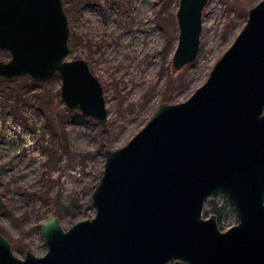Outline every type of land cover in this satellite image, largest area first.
I'll return each mask as SVG.
<instances>
[{
    "label": "water",
    "instance_id": "water-1",
    "mask_svg": "<svg viewBox=\"0 0 264 264\" xmlns=\"http://www.w3.org/2000/svg\"><path fill=\"white\" fill-rule=\"evenodd\" d=\"M208 0H179L176 72L197 56ZM63 0H0V79L56 75L64 107L106 128L101 84L69 48ZM89 195L93 215L62 228L39 222L46 250L16 257L0 235V264H264V0L207 79L185 100L161 102L124 145L104 149ZM222 196L236 223L203 217ZM0 197V209L2 208Z\"/></svg>",
    "mask_w": 264,
    "mask_h": 264
},
{
    "label": "rangeland",
    "instance_id": "rangeland-1",
    "mask_svg": "<svg viewBox=\"0 0 264 264\" xmlns=\"http://www.w3.org/2000/svg\"><path fill=\"white\" fill-rule=\"evenodd\" d=\"M258 1L208 0L196 59L172 72L179 0H63L65 59H84L100 82L106 128L64 107L56 75L44 83L25 75L0 79V234L14 255L45 252L38 227L45 216L67 228L93 215L89 195L102 171V151L124 145L159 103L189 97ZM7 57L0 50V60ZM220 199L214 205L207 199L203 217L215 206L225 230L236 221Z\"/></svg>",
    "mask_w": 264,
    "mask_h": 264
},
{
    "label": "flooded vegetation",
    "instance_id": "flooded-vegetation-1",
    "mask_svg": "<svg viewBox=\"0 0 264 264\" xmlns=\"http://www.w3.org/2000/svg\"><path fill=\"white\" fill-rule=\"evenodd\" d=\"M219 198H221L220 200H221V205L223 204V202L224 203H227L228 204V202L222 197V196H218L217 198H215V199H211V198H208V199H210V201H212L213 203L214 202H216V201H218L219 200ZM233 213H234V211H233ZM1 235V234H0ZM25 251H27V249L25 250ZM25 251H24V253H25ZM30 252V251H29ZM23 253V254H24ZM31 253V252H30ZM16 256V255H15ZM23 256V255H22ZM21 256V257H22ZM17 257V256H16ZM21 257H19V258H21Z\"/></svg>",
    "mask_w": 264,
    "mask_h": 264
},
{
    "label": "trees",
    "instance_id": "trees-1",
    "mask_svg": "<svg viewBox=\"0 0 264 264\" xmlns=\"http://www.w3.org/2000/svg\"><path fill=\"white\" fill-rule=\"evenodd\" d=\"M215 203H213V205H214ZM215 207V206H214ZM214 207L212 208V209H210V212H212V214H218V211H217V209H214ZM207 211H205V213H206Z\"/></svg>",
    "mask_w": 264,
    "mask_h": 264
},
{
    "label": "bare ground",
    "instance_id": "bare-ground-1",
    "mask_svg": "<svg viewBox=\"0 0 264 264\" xmlns=\"http://www.w3.org/2000/svg\"><path fill=\"white\" fill-rule=\"evenodd\" d=\"M207 23V22H206ZM207 25V24H206Z\"/></svg>",
    "mask_w": 264,
    "mask_h": 264
}]
</instances>
